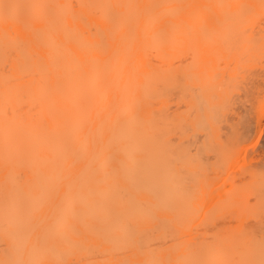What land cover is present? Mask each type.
Returning <instances> with one entry per match:
<instances>
[{
	"label": "bare ground",
	"instance_id": "bare-ground-1",
	"mask_svg": "<svg viewBox=\"0 0 264 264\" xmlns=\"http://www.w3.org/2000/svg\"><path fill=\"white\" fill-rule=\"evenodd\" d=\"M261 13L0 0V264H264V219H243L264 209V170L222 166L264 126V104L255 118L245 104Z\"/></svg>",
	"mask_w": 264,
	"mask_h": 264
},
{
	"label": "rangeland",
	"instance_id": "rangeland-1",
	"mask_svg": "<svg viewBox=\"0 0 264 264\" xmlns=\"http://www.w3.org/2000/svg\"><path fill=\"white\" fill-rule=\"evenodd\" d=\"M259 15H261V19L263 20L264 18H262V17H264V15H262V13L261 14H259ZM259 15L256 17V18H258L259 17ZM256 18H255V21L257 22L258 21V19L256 20ZM261 19H259V20H261ZM261 20V21H262ZM260 21V22H261ZM259 21L257 22V23H260ZM251 23H253V22H251ZM251 23H248V24H246V26H250V29H248V27H247V29L250 31H252L253 30V32L254 31H256L258 28V25H257V23L255 24V22L253 23V24H255V25H257L256 26V28H254L253 29V27L255 26H253L252 28H251V25H253V24H251ZM251 24V25H250ZM246 30V29H245ZM244 30V31H245ZM247 30V31H248ZM243 31V32H244ZM247 31H245V33L247 32ZM248 31V32H249ZM262 53V52H261ZM263 53H264V51H263ZM262 53V54H263ZM259 56H261V55H258L257 57L258 58H255V60L254 61H256V62H252V64H254V65H264V62H263V60H262V58H260ZM263 56V55H262ZM261 56V57H262ZM263 58H264V56H263ZM253 95H251L249 98H248V101L246 100V102H245V104H246V106L249 108L248 109V112H247V114H248V116L250 117L251 116V118H255V116H256V113L257 112H260L259 110H261V108L263 107V104H264V76L263 77H261L260 78V80L257 82V87H255V92L254 93H252ZM240 99H242L241 97H240ZM243 101V100H242ZM245 101V100H244ZM238 102V101H237ZM235 104H237V103H235ZM239 104V103H238ZM241 104H242V102H241ZM240 105V104H239ZM262 123L264 124V118H262ZM260 128H258V130H254V131H252V132H250V133H248V135H246L245 136V139L243 138V143L241 144V146L238 148H236V150H235V152L233 153V150H232V152H231V154L229 155V159H226V162L222 165V166H224L223 167V175H225V171H226V168L225 167H227L229 170L230 169H232L233 171H237L238 172V170L240 171V169H241V171H243V168H246L248 165H251V164H258V169H260V171H258L259 173L261 172V171H263L264 170V126L263 127H261V129L259 130ZM236 151H237V153H238V156L236 157V158H234L235 160H234V162L233 163H231V161L233 160V156L234 155H236L237 153H236ZM230 159H231V161H230ZM231 163V167H230V163ZM228 164V165H227ZM263 165V166H262ZM230 168H229V167ZM240 168V169H239ZM232 170H231V175L232 174H234L235 172H232ZM230 172V171H229ZM226 176V175H225ZM224 177V176H223ZM222 179H225V178H222ZM228 179V180H227ZM226 180L227 181H230L229 180V176H228V178H227ZM230 179H231V176H230ZM231 181H232V179H231ZM217 184V183H216ZM216 184L215 183H213V187L214 188H209V187H212L210 184L209 185H203L204 187H207V189L209 188L210 190L208 191V190H206L205 188H198V190L197 191H199V192H197V194L199 193V195H196V198H198L199 196H203L204 198H206V199H204L203 197H201V198H203V199H201V203H203V204H201V205H204L206 202L205 201H208V200H210L211 199V195H209V194H207L206 193V191L207 192H209V193H211V190H218V189H221V190H229V188L230 189H232L234 186H236V185H238V182H234V180H233V182H226V181H224V183H223V185H221V187H219V186H217L216 187ZM218 185V184H217ZM202 186V187H203ZM216 187V188H215ZM219 187V188H218ZM204 190V191H203ZM204 192V193H203ZM205 195V196H204ZM208 196V197H207ZM247 198L251 201V202H254L255 200H256V197H255V194H254V192L253 191H249L248 192V194H247ZM199 200H200V198H198ZM197 199V200H198ZM205 202V203H204ZM221 203H219V205H220ZM217 205V204H216ZM223 205V204H222ZM227 217H229L228 215H227ZM243 219L246 221V222H258L260 219H264V209H263V204H261V203H258L257 204V209L255 210V211H253V212H247V213H245V215H244V217H243ZM227 220V219H226ZM233 221V220H232ZM202 226V223H201V225H200V227ZM199 227V226H198ZM198 227H193V229L194 228H196V230H197V228ZM200 227H199V229H200ZM193 229H192V232H193V234H194V232H195V229H194V231H193ZM198 229V230H199Z\"/></svg>",
	"mask_w": 264,
	"mask_h": 264
}]
</instances>
